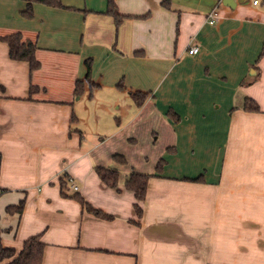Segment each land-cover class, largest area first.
<instances>
[{"label": "crops", "instance_id": "1", "mask_svg": "<svg viewBox=\"0 0 264 264\" xmlns=\"http://www.w3.org/2000/svg\"><path fill=\"white\" fill-rule=\"evenodd\" d=\"M59 1L28 20L25 2L0 0V39L36 42L41 64L32 72L0 40L3 245L39 235L43 264H264V0H118L130 17L118 29L108 0ZM99 167L119 172L118 189ZM134 172L153 176L141 218ZM64 176L68 196L112 220L64 198Z\"/></svg>", "mask_w": 264, "mask_h": 264}, {"label": "trees", "instance_id": "2", "mask_svg": "<svg viewBox=\"0 0 264 264\" xmlns=\"http://www.w3.org/2000/svg\"><path fill=\"white\" fill-rule=\"evenodd\" d=\"M26 3V7L22 12V16L25 19H32L34 17V5L44 4L56 8H65L59 0H22ZM118 0H108V9L105 12L106 15L110 16L114 20V24L118 29L121 24L128 18V16L120 13ZM164 7H168L167 1L163 2ZM145 17V16H144ZM1 41L8 44L10 49V57L15 61H24L29 63L31 71L35 72L40 69L41 64L36 59V52L38 46L36 42L31 40H25L21 33H15L0 39ZM264 55V50L262 56ZM88 69H90L88 67ZM90 73V70H89ZM89 79V77H87ZM121 87V86H120ZM84 91V82L77 81L75 93L76 96H81ZM133 100L137 106L144 105L146 101V94L142 92H132ZM246 110L251 112H259V106L254 100H247ZM168 116L174 121H179L180 117L172 109L168 112ZM114 159L122 164L127 163L126 158L123 155H116ZM165 165V161L161 160L157 166V174H160ZM101 181L112 189H118L120 175L116 170L99 167L96 169ZM151 175L132 173L126 183V189L134 194L136 203L134 209L138 218L143 216V209L141 203L145 201L147 195V189ZM61 194L64 198L74 199L79 202L84 211L96 216L103 220H112V216L105 214L104 212L92 207L81 195L76 194L72 197L68 196V191L70 190L71 181L67 176L61 178ZM25 203L22 201L19 205L9 206L6 209L8 215L19 214L22 215L24 212ZM46 245L42 241L41 237L33 236L24 242L23 248L18 252L14 248L5 247L2 242V232L0 231V264L5 262V264H43L44 253Z\"/></svg>", "mask_w": 264, "mask_h": 264}, {"label": "built area", "instance_id": "3", "mask_svg": "<svg viewBox=\"0 0 264 264\" xmlns=\"http://www.w3.org/2000/svg\"><path fill=\"white\" fill-rule=\"evenodd\" d=\"M255 5L258 4V1H256L254 3ZM218 20V12L215 10L214 12H212V14H210V24H215ZM199 53V48L198 47H193L189 50V54L190 55H197ZM72 188L76 191H78V187L73 185Z\"/></svg>", "mask_w": 264, "mask_h": 264}, {"label": "water", "instance_id": "4", "mask_svg": "<svg viewBox=\"0 0 264 264\" xmlns=\"http://www.w3.org/2000/svg\"><path fill=\"white\" fill-rule=\"evenodd\" d=\"M230 2H233L234 3V0H224V4H230Z\"/></svg>", "mask_w": 264, "mask_h": 264}, {"label": "rangeland", "instance_id": "5", "mask_svg": "<svg viewBox=\"0 0 264 264\" xmlns=\"http://www.w3.org/2000/svg\"><path fill=\"white\" fill-rule=\"evenodd\" d=\"M251 1H253V0H251ZM258 2H260V3H262L263 2V0H257ZM19 249V248H18ZM17 251H19V250H17ZM1 264H5V262H3V263H1Z\"/></svg>", "mask_w": 264, "mask_h": 264}]
</instances>
